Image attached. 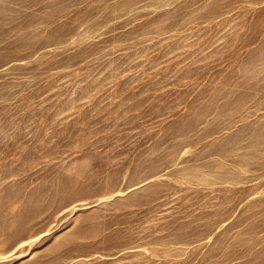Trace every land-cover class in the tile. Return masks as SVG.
Here are the masks:
<instances>
[{"label":"rangeland","instance_id":"rangeland-1","mask_svg":"<svg viewBox=\"0 0 264 264\" xmlns=\"http://www.w3.org/2000/svg\"><path fill=\"white\" fill-rule=\"evenodd\" d=\"M0 264H264V0H0Z\"/></svg>","mask_w":264,"mask_h":264}]
</instances>
